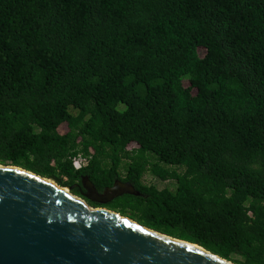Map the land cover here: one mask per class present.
<instances>
[{
    "label": "trees",
    "instance_id": "obj_1",
    "mask_svg": "<svg viewBox=\"0 0 264 264\" xmlns=\"http://www.w3.org/2000/svg\"><path fill=\"white\" fill-rule=\"evenodd\" d=\"M0 164L264 264V0H0Z\"/></svg>",
    "mask_w": 264,
    "mask_h": 264
},
{
    "label": "water",
    "instance_id": "obj_2",
    "mask_svg": "<svg viewBox=\"0 0 264 264\" xmlns=\"http://www.w3.org/2000/svg\"><path fill=\"white\" fill-rule=\"evenodd\" d=\"M87 192L25 168L0 164V264H237L200 244L173 237L105 206L141 194L116 180Z\"/></svg>",
    "mask_w": 264,
    "mask_h": 264
},
{
    "label": "rangeland",
    "instance_id": "obj_3",
    "mask_svg": "<svg viewBox=\"0 0 264 264\" xmlns=\"http://www.w3.org/2000/svg\"><path fill=\"white\" fill-rule=\"evenodd\" d=\"M146 179L150 183H156L158 185V187H160V188H163L166 185L171 184L169 181H158L157 178L155 176H152V175H148Z\"/></svg>",
    "mask_w": 264,
    "mask_h": 264
},
{
    "label": "flooded vegetation",
    "instance_id": "obj_4",
    "mask_svg": "<svg viewBox=\"0 0 264 264\" xmlns=\"http://www.w3.org/2000/svg\"><path fill=\"white\" fill-rule=\"evenodd\" d=\"M84 177H85V176H83V178H84ZM83 178H82V180H83ZM75 185H76V187H79V188H80V193H81V194H83V193L87 192V191H86V189H85L84 187H83L84 189H82V187H81V186H79V184H78V183H77V184H75ZM95 188H96V186H95ZM106 188H107V187H106ZM106 188H104V190H103V191H99V190L96 188V191H98V193H103V192L105 191V189H106Z\"/></svg>",
    "mask_w": 264,
    "mask_h": 264
},
{
    "label": "built area",
    "instance_id": "obj_5",
    "mask_svg": "<svg viewBox=\"0 0 264 264\" xmlns=\"http://www.w3.org/2000/svg\"><path fill=\"white\" fill-rule=\"evenodd\" d=\"M77 165H79L78 161L76 162Z\"/></svg>",
    "mask_w": 264,
    "mask_h": 264
}]
</instances>
